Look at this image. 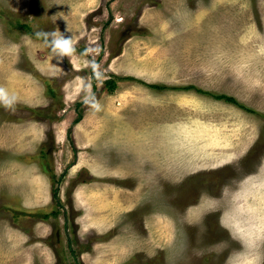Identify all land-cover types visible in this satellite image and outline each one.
<instances>
[{"label": "rangeland", "instance_id": "rangeland-1", "mask_svg": "<svg viewBox=\"0 0 264 264\" xmlns=\"http://www.w3.org/2000/svg\"><path fill=\"white\" fill-rule=\"evenodd\" d=\"M0 85V264H264V0H0Z\"/></svg>", "mask_w": 264, "mask_h": 264}, {"label": "clouds", "instance_id": "clouds-1", "mask_svg": "<svg viewBox=\"0 0 264 264\" xmlns=\"http://www.w3.org/2000/svg\"><path fill=\"white\" fill-rule=\"evenodd\" d=\"M37 35L43 38V43L49 48L52 58H55L57 61L61 60L63 57L75 59L76 48L72 35H65L59 29L37 33ZM93 68H98L94 62ZM96 74L98 77L101 75L99 71H97ZM17 99L18 97L15 92L10 91L6 86L0 85V106L6 109H13L17 103ZM84 103L89 104L91 108L95 110H99L101 107L99 101L95 98L94 94L91 93L84 96Z\"/></svg>", "mask_w": 264, "mask_h": 264}, {"label": "trees", "instance_id": "trees-1", "mask_svg": "<svg viewBox=\"0 0 264 264\" xmlns=\"http://www.w3.org/2000/svg\"><path fill=\"white\" fill-rule=\"evenodd\" d=\"M39 37V36H38ZM41 38V37H40ZM106 85L108 86L107 88H108V91H112L113 90V88L115 87V83L113 82V81H107L106 82ZM151 87H153V88H155V89H157V90H160L162 87L161 86H157V85H151ZM215 98H217V99H219V100H224V101H232V99L231 98H228V97H226V96H224V95H219V96H215ZM55 194H56V190H55ZM54 194V195H55Z\"/></svg>", "mask_w": 264, "mask_h": 264}]
</instances>
